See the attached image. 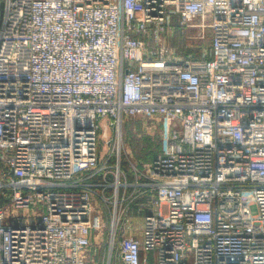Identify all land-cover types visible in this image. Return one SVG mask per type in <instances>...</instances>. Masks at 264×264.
Masks as SVG:
<instances>
[{"label": "built area", "instance_id": "built-area-1", "mask_svg": "<svg viewBox=\"0 0 264 264\" xmlns=\"http://www.w3.org/2000/svg\"><path fill=\"white\" fill-rule=\"evenodd\" d=\"M130 118L161 154L126 172ZM108 215L102 264H264V0H0V264H92Z\"/></svg>", "mask_w": 264, "mask_h": 264}, {"label": "rangeland", "instance_id": "rangeland-1", "mask_svg": "<svg viewBox=\"0 0 264 264\" xmlns=\"http://www.w3.org/2000/svg\"><path fill=\"white\" fill-rule=\"evenodd\" d=\"M200 32L201 30L199 29L177 30L173 36L167 40V42H169V45L177 50L179 57L199 58L204 54L205 50L211 46L213 35V32L208 29L206 30L205 36H203V38H198ZM165 37L168 39L169 35ZM103 125L108 127L107 119L103 120ZM143 127H145L143 125V121H141L139 118H130L125 120L122 129L121 146L123 151V160L125 161L123 168L126 170V172H129L130 170V163L128 160H131L136 165L143 166L150 163L154 158L161 154L160 133L154 131L146 132ZM114 137V132H112L111 138ZM108 138H110L109 131L104 132L102 139L108 140ZM36 213L37 211L35 209L29 212H16L11 207L8 211L7 219L9 222H12L17 218L28 219L36 215ZM113 226V219L110 215H108L105 217L103 228L95 233L93 238V252L91 254V257L94 261L92 264H102L104 261H107L106 257H108L114 229H119L116 231L118 239L116 240L112 250V253L114 254L113 260L117 261L119 259L120 252V238L124 235L129 237H139L141 235V229L143 227L142 214H138V211L134 209L129 210V212L122 214L119 225L116 223L114 229ZM151 264H156L155 259Z\"/></svg>", "mask_w": 264, "mask_h": 264}, {"label": "crops", "instance_id": "crops-1", "mask_svg": "<svg viewBox=\"0 0 264 264\" xmlns=\"http://www.w3.org/2000/svg\"><path fill=\"white\" fill-rule=\"evenodd\" d=\"M177 30H183V29H181V28H179V27H178V29H177ZM138 214H139V213H138ZM115 261H116V260H115Z\"/></svg>", "mask_w": 264, "mask_h": 264}]
</instances>
